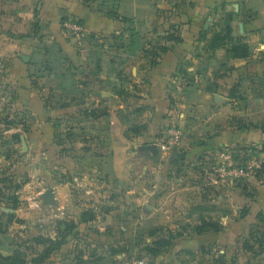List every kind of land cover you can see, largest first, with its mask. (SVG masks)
<instances>
[{
  "label": "crops",
  "instance_id": "1",
  "mask_svg": "<svg viewBox=\"0 0 264 264\" xmlns=\"http://www.w3.org/2000/svg\"><path fill=\"white\" fill-rule=\"evenodd\" d=\"M69 16L88 30L81 45L63 31ZM234 43L250 56H231ZM155 45L170 49L151 66L146 50ZM0 81L12 96V116L0 121V177L21 183L16 209L0 200V221L15 215L4 229L0 222L2 256L134 264L126 255L139 246L149 264H264V245L251 239L255 226L264 231V0H0ZM170 123L183 141L164 151L156 142ZM67 131L76 136L69 151L110 180L113 191L91 178L95 209L79 208L61 177L79 168L62 165ZM146 144L157 154L141 150ZM249 160L257 166L247 177L216 174L221 163ZM86 212V223L100 218L113 230L84 231L94 238L84 246L43 241L77 237L61 222H82Z\"/></svg>",
  "mask_w": 264,
  "mask_h": 264
},
{
  "label": "rangeland",
  "instance_id": "2",
  "mask_svg": "<svg viewBox=\"0 0 264 264\" xmlns=\"http://www.w3.org/2000/svg\"><path fill=\"white\" fill-rule=\"evenodd\" d=\"M111 43H113L117 47H120L119 46L120 45V40H118V38L116 40L111 41ZM109 46H110V43H109ZM70 134H71V132L70 131H67L66 136H67V139L68 140L65 142V145H67V146L62 148V151L64 150L65 153H66V155H68V157L63 158L62 165L65 166L66 164H71L70 162H74L75 164L79 165V168L77 169V167H76V168L73 169L72 167H70L72 169V171L70 169H66V171L63 173V175L61 177H62V179H63L64 182L71 183L72 191H75V193L78 196V199L81 200V202L79 203L80 204L79 208H82L83 211L84 210L95 209V207L92 208V206H93V201L96 200V199L93 197L92 194L89 195V193L86 192L88 190L87 188L90 186V182L92 181L91 178H93V179H94V177L99 178V179L101 178L100 180H104V182L107 180V182H108V189L110 191H113V189L109 187V185H111L109 178H105L103 176V174H101L102 171L98 170V168H96L95 170H93L91 168H87L86 163H85V161H86L85 158L86 157L81 156V155H77V154L76 155H73L69 151L70 148H67V147H70L71 145H73L74 142H75V140H76V136L74 134H72V135H70ZM61 144L64 145V143H61ZM49 167L52 170H57V169H54L53 162H51L50 163V166H48L47 168H49ZM40 176L41 175H39V173L37 172L36 173V179H39ZM23 178H25V176L24 175H21V178H19V179L23 180ZM131 178L133 179V175L132 174H131ZM81 191H83V193H81ZM110 193L111 192H108L109 196H111ZM108 197H106V198H108ZM111 198H113V197H111ZM99 199H102V197H100ZM94 202L95 203H98V201H94ZM110 204L101 205L100 206L101 212L104 211L106 208H109L110 207ZM112 204H114V202ZM113 206L114 205H112V207ZM2 220H3L2 222L0 221L1 222V229H4V227L6 226V224L9 225V223L12 222V221H9L8 215H7V217H3ZM63 223L64 222H61L60 228L61 227L62 228L66 227V226L63 225ZM128 224H131V222L128 221L126 223V226ZM106 225H107V222L101 221L100 218H98L95 222H87L86 223L85 221H82V222L79 221V222L76 223V227L73 230V232H75V234H77V237L75 236V237H72L70 239L69 236H65L63 238V240H64L63 241L64 242L63 244L69 246L70 243H72V241H73V245L77 243L76 244L77 246H80V245L84 246L86 244L88 245L89 243L91 244L92 240L94 241V238H92V237L89 238L88 236L87 237H84V235H85L84 231H86V230L100 231V229L102 227H104V229L107 227L105 230H108L109 228L113 230V227L106 226ZM24 227L25 226H23L22 228H24ZM58 227H59V225H58ZM256 228L257 227L255 226L254 227V230ZM72 236H73V234H72ZM89 239H91V240L89 241ZM113 239H114V241H117V238H113ZM113 239H110L109 240V243L111 242L110 243V246L113 243ZM41 243H43V241H41ZM142 243H143L144 246H146V245L148 246L147 242L143 238H142ZM11 244H13L14 246H16V245H25V246L31 245L32 247H34V242L29 241V243H27V241H24L23 239L22 240L14 239V241ZM38 244H40V243L39 242L36 243V245L39 247ZM46 246L48 247L49 244L46 243ZM57 253L59 254V256L55 254L54 256L56 258H60L62 256L64 257L66 255V252H64V251L63 252H57ZM97 255H99V254H95L94 256H97ZM16 256L17 257L15 258L14 263L15 264H23V262L25 261L24 255L22 253H20V254H16ZM133 257L136 258V261H143L144 264H145V260H146L147 261V264H149V260H150L149 259V256L148 255H145L144 252L142 253V249L141 248L139 249V246L136 248L135 251H133V253H131V255H129V254L126 255V258H128V260H126V262H129L130 259H133ZM78 259L80 260V258H78ZM83 261H84V259H82V263H83ZM130 263H132V261H130Z\"/></svg>",
  "mask_w": 264,
  "mask_h": 264
},
{
  "label": "trees",
  "instance_id": "3",
  "mask_svg": "<svg viewBox=\"0 0 264 264\" xmlns=\"http://www.w3.org/2000/svg\"><path fill=\"white\" fill-rule=\"evenodd\" d=\"M79 22L84 24L81 20H79ZM226 33L227 35L226 37L224 36V40H232L230 37L231 29L229 26H227ZM131 41L132 43L130 45L131 46L130 51L133 53L139 48V35L136 32L132 34ZM169 49L170 47H167L166 45H155V46H152V48H148L146 50L148 52L147 55H150L148 64H150L151 66H154L158 62L160 56L163 53H166ZM228 52L233 57H249L250 56L249 47L245 43H234V44L229 45ZM4 120H8V119H4ZM20 188H21V183L20 182L17 183L14 174L3 173L0 177V200L3 201L4 203H7V205H9L10 207L16 209L19 204L17 192ZM14 217H15L14 214H9L8 215L9 221H13ZM261 217H262L261 222L264 228V215H262ZM89 218H91V215L88 212H86L85 214H83L82 220L86 222L88 221ZM65 226H66L65 228L68 231H73L76 227V223L73 221L65 222ZM206 227L207 226H204L203 224V226H199L197 230L200 232ZM253 233L255 235H252L251 239L254 241V243L259 245L260 247L261 245L263 246L264 245V231L255 229ZM43 241L48 242L50 245H52V247L60 246V245H63L64 243L63 239L61 241L43 239ZM167 242L169 241L163 240L160 243L162 247H165ZM17 254H20V253H17ZM47 254L49 253L44 254L42 259L45 258ZM17 256L14 255L11 257H4L0 254V264H15L14 261Z\"/></svg>",
  "mask_w": 264,
  "mask_h": 264
},
{
  "label": "built area",
  "instance_id": "4",
  "mask_svg": "<svg viewBox=\"0 0 264 264\" xmlns=\"http://www.w3.org/2000/svg\"><path fill=\"white\" fill-rule=\"evenodd\" d=\"M63 31L68 37L74 40L77 45H81L85 38L88 36V30L84 24L79 22L74 17H66L62 22ZM12 96L9 94L5 86L0 81V121L4 119H10L12 116ZM183 141V132L175 124L170 123L167 125L160 139L157 140L156 144L164 150L169 151L172 149L179 148ZM257 166L255 161L249 160L243 166H231L225 163H221L220 166L216 167V174L222 178H242L247 177L251 171ZM134 264H144L143 261H136Z\"/></svg>",
  "mask_w": 264,
  "mask_h": 264
},
{
  "label": "water",
  "instance_id": "5",
  "mask_svg": "<svg viewBox=\"0 0 264 264\" xmlns=\"http://www.w3.org/2000/svg\"><path fill=\"white\" fill-rule=\"evenodd\" d=\"M141 150H146V151H150L153 154H157L158 152V147L156 144H146L144 146H142ZM43 199L45 203H53L54 201V196L53 193L50 191H47L43 194Z\"/></svg>",
  "mask_w": 264,
  "mask_h": 264
}]
</instances>
